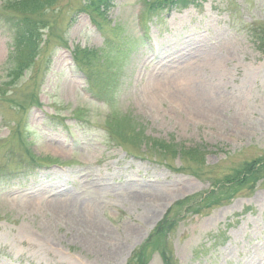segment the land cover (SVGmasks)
I'll return each mask as SVG.
<instances>
[{
    "label": "rangeland",
    "instance_id": "rangeland-1",
    "mask_svg": "<svg viewBox=\"0 0 264 264\" xmlns=\"http://www.w3.org/2000/svg\"><path fill=\"white\" fill-rule=\"evenodd\" d=\"M17 2L0 0V264H260L264 0H107L94 24L89 0H33L27 21ZM195 75L219 122L166 94L152 113L151 85Z\"/></svg>",
    "mask_w": 264,
    "mask_h": 264
},
{
    "label": "bare ground",
    "instance_id": "bare-ground-1",
    "mask_svg": "<svg viewBox=\"0 0 264 264\" xmlns=\"http://www.w3.org/2000/svg\"><path fill=\"white\" fill-rule=\"evenodd\" d=\"M154 78L155 75L153 76V79ZM197 79L198 77L195 75V79H189L185 82L182 80L181 83L177 82V85L175 83H171V81L168 80L166 81L167 83L162 81L159 82L158 80L156 84L151 85L149 90L147 101L148 107L151 109L152 113L156 114L153 111L156 109L154 100L158 101L161 94H166L169 97H178L181 107L187 110H193L195 117L198 115L199 117L202 116L210 122H219L220 120H217V116L222 117V114L227 107V101H225L221 95L220 97H215L219 94L216 89L197 87ZM240 107L241 106L236 107L235 113L231 116V119L234 121H239L240 119L243 120V116H245V112L240 110ZM164 201L165 199L163 195H161V197H156L154 199L155 206L150 210V212L156 211ZM259 262L260 264H264V257L261 259V261L259 260Z\"/></svg>",
    "mask_w": 264,
    "mask_h": 264
},
{
    "label": "trees",
    "instance_id": "trees-1",
    "mask_svg": "<svg viewBox=\"0 0 264 264\" xmlns=\"http://www.w3.org/2000/svg\"><path fill=\"white\" fill-rule=\"evenodd\" d=\"M32 1L33 0H18V2H17L18 7L20 9H24L26 11L25 12L26 14H20V17L23 18L24 21L29 20L32 13H34V12H36L42 8V5H40L39 2H36L32 5ZM90 1H91V5L89 6V8H90L89 11L92 12V14L91 15L89 13L88 14L90 15L92 23L94 24V19L97 17V12H99V10L101 8L105 7L107 0H89V2ZM26 3H28V8L25 7ZM37 6H39V7H37ZM34 7H37V8H34ZM41 21L42 20L33 22L30 26L31 29L28 28V30L30 32V37L33 36V33L35 32L36 27L40 24ZM33 164H34V162H33ZM256 165L260 166V165H262V162H260V160H257ZM247 167H249V166H247ZM253 169H251V170H253ZM250 172L251 171L249 170L247 173H244L240 176H244L245 174H249ZM254 173H255V171H254ZM235 187H238V186H235ZM148 243H149V241H148Z\"/></svg>",
    "mask_w": 264,
    "mask_h": 264
}]
</instances>
